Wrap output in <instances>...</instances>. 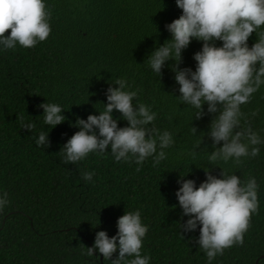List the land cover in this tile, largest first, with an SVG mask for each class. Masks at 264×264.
Returning a JSON list of instances; mask_svg holds the SVG:
<instances>
[{"label":"trees","instance_id":"trees-1","mask_svg":"<svg viewBox=\"0 0 264 264\" xmlns=\"http://www.w3.org/2000/svg\"><path fill=\"white\" fill-rule=\"evenodd\" d=\"M44 2L52 13L46 41L33 48L17 44L3 50L0 45V198L6 192L10 201L0 212V264H111L98 250L87 256L86 247L94 246L99 231L116 236L119 217L137 210L148 226L141 254L151 257L149 264H209L196 243L202 225L191 232L182 229L190 217L183 215L176 192L181 175L199 187L207 179L205 170L223 178V169L242 184L256 179L259 207L243 246L225 249L211 264H264V85L240 106L241 128L250 126L262 141L256 146L259 155L242 157L240 165L234 159L212 162L214 141L207 133L219 113H208L205 103V115L196 119L198 110L179 99L176 62L167 61L161 77L147 62L172 39L166 25L182 15L176 0ZM257 41L254 32L248 46ZM202 47L203 41L193 39L182 52L180 68L195 71L193 57ZM119 78L127 81L125 90H139L134 106L143 103L157 114L148 127L172 134L174 144L164 149L167 158L155 167L153 157L142 165L134 159L117 163L109 147L64 163L63 146L81 130L77 119L99 115L108 88H118ZM47 102L59 104L66 117L54 128L44 123V109L38 107ZM113 118L118 127L130 126L119 111ZM24 123L35 128L30 132ZM41 132L49 134L50 146L37 145ZM222 146L223 141L216 147ZM85 172L94 173L91 181L83 179ZM118 256L117 251L112 259Z\"/></svg>","mask_w":264,"mask_h":264},{"label":"clouds","instance_id":"clouds-1","mask_svg":"<svg viewBox=\"0 0 264 264\" xmlns=\"http://www.w3.org/2000/svg\"><path fill=\"white\" fill-rule=\"evenodd\" d=\"M176 4L182 9V15L166 25L172 39L156 48L147 62L159 77L167 61L176 62L172 70L180 86L179 99L198 110L195 118L201 119L205 115V103L208 113H219L207 133L215 147L209 160L228 163L234 159V163L240 165L242 157L258 156L260 149L256 146L262 143L250 126L241 128L244 114L240 106L249 103L252 95L264 85V31H257L264 26V0H176ZM51 17V10L44 0H0V45L3 50L15 49L17 44L33 48L46 41L52 31ZM9 30L10 35H6ZM254 32L258 41L249 47L248 40ZM193 39L203 41L202 50L193 57L197 62L196 69H181L182 52ZM214 41H222L223 46H215ZM115 85L119 87L108 88L107 104L99 115H89L87 120L77 119L75 126L81 130L63 146L64 163L75 164L90 153H103L109 147L117 163L122 159L125 162L134 159L137 165H142L148 157H153L155 167L167 158L164 149L174 144L172 134L168 131L161 134L159 129L148 127L157 114L143 103L134 106L133 100L139 90H125L128 83L123 78L116 79ZM38 107L44 109V123L52 128L66 120L59 104L47 102ZM114 110L119 111L130 126L118 127V121L113 118ZM252 115H258V110ZM22 126L30 132L35 128L34 123ZM96 129H99L98 135ZM197 131L192 127L193 134ZM221 141L223 146L216 147ZM36 143L50 146L49 134L41 132ZM205 172L207 179L199 187L194 180H185L181 175L178 183L182 186L176 196L183 215L190 217L181 224L182 229L191 232L198 224L202 225L196 243L211 264L217 255L224 254L225 249L243 246L252 214L258 212V185L255 178L242 184L240 177L229 175L225 169L223 178H217L212 171ZM93 175L85 172L83 179L91 181ZM9 203L5 192L0 198V212ZM117 226L118 233L111 238L106 231H99L94 246L86 247L85 254L93 256L98 250L105 261L111 260V264H149L151 257L141 254L148 226L142 223L140 211L126 212L119 217ZM117 251L119 256L113 260Z\"/></svg>","mask_w":264,"mask_h":264}]
</instances>
